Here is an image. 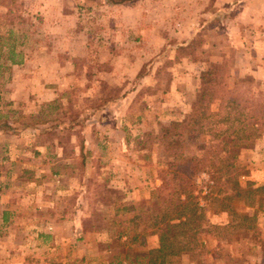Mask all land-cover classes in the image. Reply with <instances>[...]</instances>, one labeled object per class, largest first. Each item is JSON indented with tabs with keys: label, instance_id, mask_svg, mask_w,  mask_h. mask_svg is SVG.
<instances>
[{
	"label": "rangeland",
	"instance_id": "rangeland-1",
	"mask_svg": "<svg viewBox=\"0 0 264 264\" xmlns=\"http://www.w3.org/2000/svg\"><path fill=\"white\" fill-rule=\"evenodd\" d=\"M8 43L22 62L0 55V264L129 263L154 248L146 221L170 180L159 130L189 113L200 74L264 102V0H0ZM199 143L218 155L194 179L197 244L166 264H264V127L234 158Z\"/></svg>",
	"mask_w": 264,
	"mask_h": 264
},
{
	"label": "trees",
	"instance_id": "trees-1",
	"mask_svg": "<svg viewBox=\"0 0 264 264\" xmlns=\"http://www.w3.org/2000/svg\"><path fill=\"white\" fill-rule=\"evenodd\" d=\"M106 1L112 5H121L132 0ZM10 35L8 32V36ZM12 43L6 44V50H0V55L5 56L9 64L19 65L22 54L14 50ZM199 80L198 91L190 104L189 113L181 120L169 122L159 130L158 136L164 140L163 151L168 158L166 168L170 171V180H162V184L153 194L155 206H164L152 213L146 221L150 229L147 234L156 236V246L146 252L133 254L129 263L124 262L129 255L123 253L122 262L118 261L119 255L116 254L115 264H166L169 258L192 252L193 246L197 244L195 236L198 223L203 217L202 207L193 195L194 179L199 174L212 170L213 157L218 155L211 154L204 159V147L200 143L195 144L196 140L201 135L208 136L210 141H216L213 148H220L234 158L236 154L233 150L245 148L244 142L251 139L258 128L264 127V102L257 106L250 100L249 103L243 102L238 95L226 88L218 70H205L200 74ZM212 106L216 108L215 111H211ZM247 108L250 111L244 112ZM258 109H261L260 114ZM248 191L255 192L252 188ZM6 216V213H2L3 223L7 220ZM129 221L137 227L145 218L137 214ZM129 229L120 225L114 242L116 246L122 248L126 245V241L120 239L129 234Z\"/></svg>",
	"mask_w": 264,
	"mask_h": 264
},
{
	"label": "crops",
	"instance_id": "crops-1",
	"mask_svg": "<svg viewBox=\"0 0 264 264\" xmlns=\"http://www.w3.org/2000/svg\"><path fill=\"white\" fill-rule=\"evenodd\" d=\"M51 97H54L52 94H50V99H51ZM2 213H6V214H8V212H6V211H3ZM2 215V214H1ZM1 215H0V224L2 223L3 224V222L1 221ZM5 223V222H4Z\"/></svg>",
	"mask_w": 264,
	"mask_h": 264
}]
</instances>
